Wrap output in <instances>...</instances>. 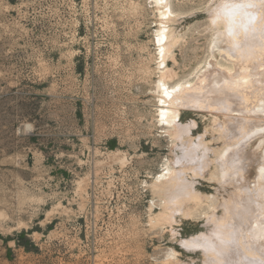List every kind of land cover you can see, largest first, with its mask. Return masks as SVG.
Wrapping results in <instances>:
<instances>
[{
    "label": "rangeland",
    "instance_id": "obj_1",
    "mask_svg": "<svg viewBox=\"0 0 264 264\" xmlns=\"http://www.w3.org/2000/svg\"><path fill=\"white\" fill-rule=\"evenodd\" d=\"M167 2L163 17L153 0H0V264H213L187 241L235 219L230 204L252 210L239 229L248 243L260 216L258 160L247 144L236 160L225 148L264 119V107L255 117L253 104L242 105L238 91L249 84L223 43L206 70L213 35L203 0ZM161 20L180 38L164 73ZM230 65L236 83L227 90L238 103L179 99L176 122L158 121L160 76L192 89ZM194 195L201 201L187 216Z\"/></svg>",
    "mask_w": 264,
    "mask_h": 264
},
{
    "label": "bare ground",
    "instance_id": "obj_2",
    "mask_svg": "<svg viewBox=\"0 0 264 264\" xmlns=\"http://www.w3.org/2000/svg\"><path fill=\"white\" fill-rule=\"evenodd\" d=\"M153 2L157 5H161L159 8L162 9L161 15L163 17L168 16V14L170 12V8H169L170 5L167 2V0H153ZM167 22L165 23L164 20H161V23L164 25L160 26L157 29V37L155 38V44H156V46L158 45V48H159L158 49L159 50V54H158V56H159V67L158 68L163 70L162 73H164L168 69L166 63H167L168 59L172 56V47L180 39L179 36H177L174 33V31H172V30H170V28H168V26L166 25ZM210 43H211V48H210L211 54L209 56L211 58L207 59L206 64H205V68L207 71L213 65H216V63H218L215 59L214 53H217V52L223 50L222 49L223 46H221L223 41H221L218 37L213 35L212 41ZM231 52H232V50H231ZM233 54H234V52H233ZM232 57H233V55H232ZM254 59L257 61H255ZM263 59H264V55H257L251 59H248V60H241L237 57V62L239 64L242 63L239 66V69L240 70H241V68L243 69V71L240 74L242 76L243 83L249 84L248 86L244 87L242 90L238 91L239 93L242 94V96H240V97H242L241 100L243 101V104L241 101L239 103H241L242 105H244L247 108H249L253 104V106H254L253 110L254 111L258 110V113H259L260 107H264V69L259 70L260 75L255 80H253L251 78V76H253L254 73H252L250 71V68L251 67L255 68V67L259 66L260 62H262L261 60H263ZM234 68L235 67L233 65H230V66H228V69H230V71L221 72L218 70V71H212L209 73H207V71H206L205 73H203V74L207 73L205 75V77L208 79V83L206 84V86L203 84L205 79H202L200 84H199V87L196 86L192 89L186 88L185 85H183L182 83H176L172 86H169L167 81H166V78L164 76H160V78L157 82V88L159 89V92L161 94L160 95L161 104H160V108L158 110V115H157L158 121L161 123H166L168 121H171L170 122L171 124L173 121L176 122V119H177L178 114H179V106H180V104L181 105L183 104V103H178L179 99L180 100L182 99L183 101H185L184 99H186L189 103L192 101L194 103H200V102H204V100H206L209 102V104L212 107L217 105V106H220V108H221V106L222 107L224 106V108H225V105L223 104L224 98L226 99V101L227 100L233 101V103H234L236 101V100L234 101V99H237V98H235V96L238 97V95H237L238 93L235 92L236 93V95H235L234 92L228 93V90H227L230 88V85L232 86L236 83L234 80V76H232V72H231ZM259 73H257V74H259ZM237 74L238 73H236L235 77L237 76ZM238 81H240V80H238ZM238 81H237V83L241 86V83H240L241 81L240 82H238ZM257 84L258 85L260 84L261 87H260V90L257 88L258 90L256 91V89H253V88ZM182 85L184 86V88H182L183 87ZM239 89H237V90H239ZM188 91H191V92H188ZM240 97L238 99H240ZM204 107H207V105H205ZM235 108L237 110V107H235ZM224 110H222V111H224ZM250 111H251L250 113L254 114L252 109ZM255 113L256 114H254V115L256 117L257 112L255 111ZM262 116H263V114L261 116L259 115V117H262ZM242 117H245V116H242ZM224 119H226V118H224ZM253 119H254L253 121H256L255 118H253ZM260 119H262V118H259V120ZM243 120H245V119H243ZM263 120L257 121V123H254V125L252 124L249 128L247 126L248 131L246 133L244 132L245 134L243 136L241 135L242 137H239V139H237L236 142L231 143L230 145H226L227 147L225 148L227 152H231V153L233 152L232 154H233L234 160H236L235 158H238V157L242 158V156L240 155L242 145L247 144V148L248 147L251 148L249 154H251V155L254 154L258 160V162L256 164L254 163L255 166H253V173L252 174H254L253 175L254 181L258 185V189L256 191L254 198L256 200V203L258 204L257 206L259 209L258 211H260V216L256 215L255 216L256 218L254 217L255 219L253 221H251V223L247 227V231H248L247 232L248 233V239H247L248 241L247 242L248 243H246L245 245H243V243H242L240 249L233 247L231 250H225V248L223 247V235L220 231V226H221V225H219L220 223L216 224V228L214 227V229L212 230V233L210 235H204V238H201V239H193V240L187 241L188 243L193 244L195 246L203 247L206 252L208 251V253H210V252L215 253V255H217L216 256L217 258L223 260V264H264V217L262 218V216H264V196L261 195L262 193H264V178H262L261 171H260L262 168H264V121ZM225 121L227 122V120H225ZM238 122L241 123V121L239 119H238L237 123ZM251 122H252V120H251ZM235 124H236V121H235ZM244 125L245 124L243 123V126ZM235 126L233 128L234 130H235ZM231 127H232V125H231ZM239 129L240 128H238L237 130H239ZM237 130H236V132H237ZM241 130L243 131V128H241ZM238 133H240V132H238ZM223 145H225V144H223ZM225 149H224V151H225ZM227 152H225V153L227 154ZM225 153L224 154L221 153L220 156L225 155ZM229 156H231V155H229ZM219 158H221V157H219ZM219 158H217V159H219ZM222 158H224V157L222 156ZM229 158L230 157L226 158V162H227V159H229ZM224 160L225 159H223V161ZM221 161L222 160H220V162ZM226 162H225V164H226ZM233 163H236V162L233 161ZM220 170H221V168H220ZM234 173H233V175H234ZM250 173H251V171H250ZM169 174H170V170L168 172H166V174L161 175L158 178L157 183L168 182L169 180L166 181L165 179ZM229 174H231V173L229 172ZM229 176H231V175H229ZM224 178H226V175ZM223 179H221V180H223ZM242 188L246 189L247 187H242ZM242 188H241V190H242ZM247 191H248V188H247ZM241 194H243V193H241ZM249 195L251 196V194H249ZM242 197H244V196H242ZM245 197H246V195H245ZM251 198H253V196H251ZM240 199H239V201H240ZM251 200L254 201L253 199H251ZM189 201L193 202L194 205L192 207H189V212H187V214H185L187 216L190 215L191 211L194 208H197L199 206L201 198L194 195V196L190 197ZM241 201H243V200H241ZM247 201H248V199H247ZM247 204H249V203H247ZM247 204H245V205H247ZM232 205H234V204H232ZM232 205L231 204L229 206L226 205V207L227 206L228 207L225 209V211L227 214H231V215L234 214L235 219L233 217H232L233 219L230 218L231 215L230 216L228 215L229 218L232 220H229V218L227 216V218L230 222L228 221L226 226H227V230L229 232H231L233 234V236H236V235H240L241 227L244 224L243 221H245L244 220L245 214L247 215V213L251 212L252 210L249 211L250 206H248V208H246V207L240 208L241 206L238 205V203H236V205H238V207H239V210L237 212V209H236L237 207L234 208V206H232ZM249 221H250V219H249ZM246 222H247V220H246ZM222 225H224V224H222ZM245 226H246V224H245ZM242 230H244V229H242ZM241 251H245V255L241 256L240 255Z\"/></svg>",
    "mask_w": 264,
    "mask_h": 264
},
{
    "label": "clouds",
    "instance_id": "obj_3",
    "mask_svg": "<svg viewBox=\"0 0 264 264\" xmlns=\"http://www.w3.org/2000/svg\"><path fill=\"white\" fill-rule=\"evenodd\" d=\"M201 10L207 14L210 33L223 41L239 59L248 60L264 55V0H203ZM189 152L186 145L184 151L178 154L180 166L174 177V188L181 185V171L189 163ZM226 225L227 221L220 226L223 247L225 250L233 247L240 249L242 237L233 236ZM240 255H245V251H241ZM209 256L213 264H223L215 253L210 252Z\"/></svg>",
    "mask_w": 264,
    "mask_h": 264
},
{
    "label": "snow or ice",
    "instance_id": "obj_4",
    "mask_svg": "<svg viewBox=\"0 0 264 264\" xmlns=\"http://www.w3.org/2000/svg\"><path fill=\"white\" fill-rule=\"evenodd\" d=\"M260 171H261L262 178H264V168H262ZM261 195L264 196V193H262Z\"/></svg>",
    "mask_w": 264,
    "mask_h": 264
}]
</instances>
